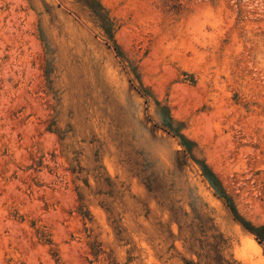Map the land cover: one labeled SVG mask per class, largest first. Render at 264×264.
I'll use <instances>...</instances> for the list:
<instances>
[{
	"label": "rangeland",
	"instance_id": "obj_1",
	"mask_svg": "<svg viewBox=\"0 0 264 264\" xmlns=\"http://www.w3.org/2000/svg\"><path fill=\"white\" fill-rule=\"evenodd\" d=\"M0 264H264V0H0Z\"/></svg>",
	"mask_w": 264,
	"mask_h": 264
}]
</instances>
